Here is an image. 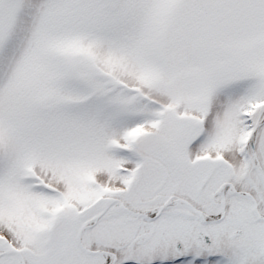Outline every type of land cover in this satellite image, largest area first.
<instances>
[{
  "label": "snow or ice",
  "instance_id": "obj_1",
  "mask_svg": "<svg viewBox=\"0 0 264 264\" xmlns=\"http://www.w3.org/2000/svg\"><path fill=\"white\" fill-rule=\"evenodd\" d=\"M0 264H264V0H0Z\"/></svg>",
  "mask_w": 264,
  "mask_h": 264
}]
</instances>
